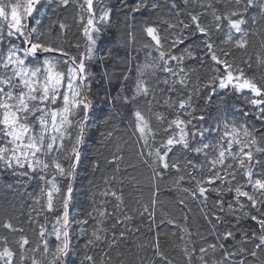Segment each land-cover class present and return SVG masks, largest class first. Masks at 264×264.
<instances>
[{
	"label": "snow or ice",
	"instance_id": "obj_1",
	"mask_svg": "<svg viewBox=\"0 0 264 264\" xmlns=\"http://www.w3.org/2000/svg\"><path fill=\"white\" fill-rule=\"evenodd\" d=\"M69 2L77 4L80 9L90 14L87 25L92 28V32L99 33L100 29L93 27L96 18L93 11L94 0H83L82 3L79 0H58L64 7H67ZM42 3H52V0H0V20L5 22L10 20L6 27L0 26V68L4 69L0 72V171L11 170L12 175L24 177L28 181L35 175L46 185L41 198L43 203L41 199H37L35 203L39 205V209L35 207L32 209L33 212H37V217L30 221L37 225L36 234L40 237L39 242L29 247V238L21 235L20 239L15 241L14 250L8 246L6 238L0 239V244L4 245L0 250V264H25L26 261L29 264H74L75 249L70 235L71 228L73 225H80L79 232L87 235L83 226L89 223V219L96 220L97 225L91 232L85 248L99 250L101 245H106L111 251L115 245L108 242V229L101 225L116 213L109 211L105 204L111 203L108 197L118 202L115 205L117 208L123 204L122 195L108 187L100 193L104 200L88 213V218L76 219L70 215V204L73 199L71 181L75 178L81 159V147L84 144L89 120L88 110L91 107V101L85 94L90 90V84H86L85 81L89 80L92 72L86 61H91L93 56L90 49L87 55H82L78 60L75 56H69L62 48L46 44L39 39L38 26L41 21L38 17L41 13L37 12L36 6ZM183 3L193 6L194 9L208 10L192 14L190 24L180 21L181 27L185 29L194 27L196 33L206 37L204 45L208 50L207 54L218 66L212 69L214 73L212 84L205 87L214 89L218 85L219 89L231 88L239 93L248 90L252 94L248 102L257 113L256 119L264 122V83L258 86L242 68H233L226 59L217 57L211 35L220 33L226 21L228 30L225 42L232 43L234 33H238L240 36L235 38V47L246 48L248 46L245 39L247 30L244 27L248 23L246 17L250 9H259L260 14L264 15V0H183ZM215 4H220L226 10L221 11L214 6ZM144 7H148L146 0H140L134 10L139 12ZM203 15L212 17L208 27L201 25L200 18ZM110 17L109 10L102 12L96 19L98 22L106 23ZM28 18L32 19L35 26H28ZM59 27L63 29L64 25L61 24ZM88 27L85 28V34L91 45H95L99 37L94 38ZM172 27L176 28L177 25L173 24ZM146 31L155 40L156 45L161 46L156 28L149 27ZM184 39L186 37L181 34L173 44L183 43ZM227 55L225 52L224 56ZM56 56L65 59L57 60ZM165 56L166 53L161 51L158 61L145 63L139 67L140 78L135 84L133 95L130 99L124 98L126 103H132L140 97L151 96L155 99V90H160L162 95L169 97L164 100L163 106L175 112L174 118L170 120L159 112L155 113L156 120L161 122L158 127L166 134L159 141L157 131L150 124L151 117L146 118L139 110L134 112L136 130L143 139L144 146L147 148L151 145L149 151L141 152L140 155L142 158L146 155L151 159L154 179L162 180L169 170L177 174L184 173L185 175H178L173 183L179 187L181 182L189 179L195 187L191 191L187 188L183 191L192 200L206 204L214 194L212 208L224 215L201 208V213L212 233L217 235L218 242L200 247L199 264H209L205 255H215L218 252L221 255L213 259L211 264H264V170H261L264 169V147L261 146L264 134L257 137L256 133L260 132V129H250L243 125L240 128L232 126L228 131L229 125L225 123L226 131L219 141L214 144L205 140V134L210 133L212 129L207 127L197 129L193 125V119H205L204 116H192L193 94L189 93L186 99H178L176 103L170 102V94L179 97L180 90L189 87L188 70L183 66L184 60L197 57L191 51L180 56L169 54L168 59H165ZM40 57H43L42 63L36 66L30 63V58L36 60ZM173 61L176 62L175 66L172 65ZM61 63L67 65V68L58 70L57 66ZM260 63H264V60ZM157 71L169 75L160 80L153 89L148 86L143 76L146 73L154 76ZM160 84L165 86L164 89H160ZM201 91L198 86L194 88L197 98ZM215 94L213 90L207 96V100L210 101ZM58 101L60 106L57 107ZM148 111L151 112V102ZM184 115H188L189 119H183ZM201 156L203 160L196 159ZM122 159L123 157L117 156L108 163L116 165V171L119 172L117 162ZM143 162L147 164L149 161L145 159ZM238 173L242 181L238 179ZM62 179L70 181L64 186L63 195L59 183ZM111 180L115 181L116 177L112 176ZM228 193H233V198L225 200L224 197ZM156 195L157 192L154 191L153 197ZM183 202L181 200V203ZM156 203V199L153 198V208ZM143 208V212L139 209L137 211L140 216L147 213L151 224L155 220L154 212L149 210L148 205H144ZM121 211L124 213V219L117 218L111 227L114 229L117 225H123L128 231L138 232V228L132 229L126 224V221L130 222L134 217L128 215L124 209ZM237 212L239 215H236ZM41 213L56 214L54 223L51 224V232L48 231V225L40 223L38 216ZM228 217H233L237 224L245 218L250 219L258 225V229L251 234L243 233L239 240L235 230L216 233L218 226L231 222ZM0 227L10 232H23V229L14 227L10 221ZM151 230L155 231L154 228ZM183 231L189 238L192 236L188 227H184ZM53 236L59 243L50 247L48 241ZM124 238V232H121L120 239ZM223 241L235 243L228 247ZM253 241L255 243H252ZM154 251L161 261L165 260L160 252L158 238ZM182 251L186 254L188 264H193L197 250L186 246ZM100 260L101 264H111L108 252H103ZM84 261L87 264H97L92 255H85L81 264H84ZM152 264H155V261Z\"/></svg>",
	"mask_w": 264,
	"mask_h": 264
},
{
	"label": "trees",
	"instance_id": "obj_2",
	"mask_svg": "<svg viewBox=\"0 0 264 264\" xmlns=\"http://www.w3.org/2000/svg\"><path fill=\"white\" fill-rule=\"evenodd\" d=\"M79 2L82 3L83 0H79ZM102 2L104 3V1ZM139 3L140 0H109L105 2L106 6L104 5L102 9L110 10L111 17L100 32L99 54L91 61H86V65L92 72L89 80L85 81L86 84H90V90H87L86 94L92 104V113L76 173L70 215L76 219L88 218V213L97 208L104 200L100 193L108 187L117 191L118 195H122L123 204L120 208L115 207L118 202L112 197L107 198L111 203L105 204L109 211L116 213L114 217L108 218L101 225L108 229V242L115 245L111 251L106 245H101L99 250L85 248V244L91 237V232L97 225L96 220L89 219V223L83 226L87 235L79 232L80 225L72 226L70 235L75 249L74 264H81L85 255H92L97 264H101L100 257L103 252L109 253L111 264H152L153 261L155 264H168V262L170 264H188L186 254L182 251L186 246L194 247L197 250L193 264H199L200 247H207L209 243L218 242L217 235L212 233L201 213V208H204L205 211L224 215L212 208L214 194L206 204L192 200L183 191L185 188L189 191L194 189L195 185L189 179L186 178L179 187L173 183L178 175H185L184 173L177 174L169 170L162 180L154 179L151 159L146 155L142 158L140 155L141 152L149 151L151 145L147 148L144 146L143 139L136 130L137 121L134 112L139 110L145 114L146 118L151 117L150 124L157 131V141L166 134L158 127L161 122L156 120L155 113L159 112L170 120L174 118L175 112L173 109L163 106L164 100L169 97L162 95L160 90H155V99L151 96L140 97L132 103H126L124 98L130 99L133 95L135 84L140 78L139 67L145 63L158 61L161 51L166 53L165 59L169 58V54L180 56L188 51L197 57V59L186 58L184 60L183 66L188 70L189 87L181 89L179 97L176 94H170V102L176 103L178 99H186L189 93L193 94L192 116L205 117L204 120L193 119V125L197 129L205 127L212 129L210 133L205 134V140L214 144L219 141L226 131L225 123L229 125L228 131L232 126L240 128L243 125L250 129H260V132L256 133L257 137L264 134V122L256 119L257 113L248 102V99L252 98V94L248 90L239 93L231 88L219 89L218 85L214 89L205 87V85L212 84L214 76L212 69L218 66L207 54L208 50L204 45L206 37L196 33L194 27L187 29L181 27L180 21L190 24L192 14L208 10L205 8L194 9L191 5H185L183 0H146L148 7L137 12L134 9ZM214 6L221 11L226 10L220 4ZM37 12L41 13L38 17L41 21L38 32L42 42L60 47L69 56H75L78 60L82 55L89 53V39L85 34V28L88 27L87 21L90 18L87 11L80 9L77 4L72 2L64 7L58 3V0H52V3L38 5ZM246 19L248 21L244 26L247 30L245 39L248 46L246 48L235 47V38L240 36L238 33H234L232 43L225 42L228 30L226 21L220 33L211 34L212 41H214L217 57L226 59L233 65V68H242L246 75L259 86L264 83V63H260L264 60V15L260 14L259 9H250ZM200 20L202 26L208 27L212 22V17L203 15ZM6 24L7 22L0 20V26L6 27ZM61 24L64 25L63 29L59 27ZM173 24L177 27L173 28ZM33 26H35L34 23ZM149 27L156 28V34L161 39V46H157L155 40L148 35L146 29ZM181 34L186 39L183 43L174 45L173 41L179 39ZM34 38H36V34H34ZM12 42L18 43L17 41ZM4 51L7 52L6 47ZM225 52L228 53L226 57L224 56ZM42 59L32 60L30 58V63L36 66L42 63ZM55 59L62 61L65 57L56 56ZM172 65L175 66L176 62L173 61ZM57 68L58 70L66 69L67 65L61 63ZM3 71L4 69L0 68V72ZM168 75L157 71L154 76L146 73L143 79L148 82L149 87L155 89V85ZM197 86L202 89L198 98L194 92V88ZM164 87L160 84V89H164ZM177 87L179 88V86ZM213 90L216 94L212 95L209 101L207 96ZM149 102H151V112L148 111ZM58 105L60 106V104ZM182 118L187 120L189 116L184 115ZM244 142L246 143V141ZM261 146L264 147V141H261ZM233 150L235 151V147ZM117 156L123 157L117 162L119 172L116 171V165L108 163L109 160L115 159ZM145 159L149 161L147 164L143 162ZM196 159L203 160V157ZM112 176L116 177L115 181L111 180ZM237 176L242 181L239 173ZM69 182V180L63 179L59 181L62 189L61 195H63L64 186ZM8 185H12V187H8ZM45 187L44 182L38 180L35 175L28 181L24 177L12 175L11 170L0 171V225L10 221L14 227L23 229L21 233L10 232L8 229L0 227V239L6 238L8 246L14 250L16 248L15 241L19 240L21 235L29 238V247L35 246L40 240L36 234L37 225L30 221L33 217H37V212H33L32 209L34 207L39 209V205H36L35 202L42 198ZM154 191L157 192L155 197H153ZM153 198L157 201L154 208L152 207ZM232 198L233 193H228L224 197L225 200ZM181 200L184 202L181 203ZM41 202L43 203L42 199ZM144 205H148L149 210L154 212L155 220L151 224L147 213L140 216L137 211L139 209L140 212H143ZM121 209L126 210L128 215L134 217L132 221H126V224L132 229L138 228V232L128 231L123 225H117L114 229L111 227L117 218L124 219ZM55 215L41 213L38 216L41 224L48 225L49 232H51V224L54 223ZM236 215L239 213L237 212ZM227 219L231 222L218 226L216 233L222 234L226 230H235L237 240H239L243 233L251 234L258 229V225L247 218L238 224L233 217ZM184 227H188L192 232L190 238L184 233ZM153 228L155 231L151 230ZM121 232H124V239H120ZM157 238L160 252L165 257L164 261H161L154 251ZM48 242L50 247L59 243L54 236L50 237ZM223 243L231 247L235 241H223ZM3 246L0 244V250ZM37 255L40 258L39 254ZM220 255L219 252L215 255L206 254L205 259L211 264L212 260ZM25 264H29V262L26 261ZM84 264L87 262L84 261Z\"/></svg>",
	"mask_w": 264,
	"mask_h": 264
},
{
	"label": "rangeland",
	"instance_id": "obj_3",
	"mask_svg": "<svg viewBox=\"0 0 264 264\" xmlns=\"http://www.w3.org/2000/svg\"><path fill=\"white\" fill-rule=\"evenodd\" d=\"M102 1H104V3ZM106 1H109V0H94L93 11L95 12V17L96 18H98L102 14V12L107 11L105 9H102L104 7ZM96 18H94L93 27L99 28L100 32H101L102 28L104 27V25L106 23L98 22V20ZM9 22H10V20L7 23H9ZM89 32H92V28L91 27H89ZM100 32L99 33L92 32V35H93L94 38H96L97 36L99 37L96 40V44L95 45H91V43L89 41V50L91 49V54L93 56V59L96 58V56L99 54V51H100V42H99L100 41ZM58 104H59V101L57 102V107L59 106Z\"/></svg>",
	"mask_w": 264,
	"mask_h": 264
},
{
	"label": "water",
	"instance_id": "obj_4",
	"mask_svg": "<svg viewBox=\"0 0 264 264\" xmlns=\"http://www.w3.org/2000/svg\"><path fill=\"white\" fill-rule=\"evenodd\" d=\"M36 7H38V6H36ZM34 14H35V13H33V15H34ZM28 26H29V27H33V21H32L31 18H28ZM40 58H43V57H40ZM85 94H86V92H85ZM86 96H87V94H86ZM87 98H88V97H87ZM88 100H89V99H88ZM91 113H92V104H91L90 109L88 110V117H89L88 123H89V121H90ZM87 126H88V125H86V130H87ZM85 137H86V134H85ZM84 142H85V140H84ZM83 148H84V144H83V146L81 147V156H82ZM80 160H81V159H80ZM79 163H80V162H79ZM78 166H79V164H78ZM78 166H77V169H78ZM77 169H76V173H77ZM75 179H76V174H75V178H74V180L71 181V183H72V187H73V193H74V183H75ZM71 203H72V202H71ZM70 213H71V204H70Z\"/></svg>",
	"mask_w": 264,
	"mask_h": 264
},
{
	"label": "bare ground",
	"instance_id": "obj_5",
	"mask_svg": "<svg viewBox=\"0 0 264 264\" xmlns=\"http://www.w3.org/2000/svg\"><path fill=\"white\" fill-rule=\"evenodd\" d=\"M80 164V163H79ZM78 168H79V166H78ZM78 170V169H77Z\"/></svg>",
	"mask_w": 264,
	"mask_h": 264
}]
</instances>
